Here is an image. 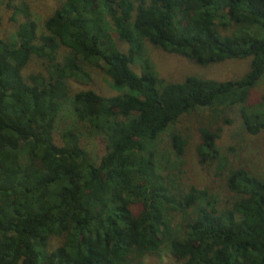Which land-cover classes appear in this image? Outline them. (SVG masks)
Listing matches in <instances>:
<instances>
[{"label": "trees", "instance_id": "1", "mask_svg": "<svg viewBox=\"0 0 264 264\" xmlns=\"http://www.w3.org/2000/svg\"><path fill=\"white\" fill-rule=\"evenodd\" d=\"M5 6L17 26L11 39L0 38V264H139L163 245L181 264H264V179L226 169L218 134L200 129L201 162L215 159L220 173L227 170L232 199L219 207L204 191L179 189L176 166L161 169L155 149L195 110L240 106L245 132L264 131V97L261 112L244 107L264 77V0H64L41 32L25 0ZM144 41L200 66L249 64L236 80L164 82L144 58ZM61 49L68 55L58 56ZM33 58L43 71L26 76ZM90 67L116 94L70 95L68 80H87ZM66 104L104 138L97 163L77 133L66 130L55 142ZM170 144L175 157L183 154L179 135ZM52 237L62 242L49 248Z\"/></svg>", "mask_w": 264, "mask_h": 264}, {"label": "rangeland", "instance_id": "2", "mask_svg": "<svg viewBox=\"0 0 264 264\" xmlns=\"http://www.w3.org/2000/svg\"><path fill=\"white\" fill-rule=\"evenodd\" d=\"M22 0H0V38L11 39L14 36L17 23L9 20L11 10L6 4H18ZM29 6L34 21L37 23L38 32H41L43 22L54 12L64 0H25ZM17 21L21 18L17 17ZM144 46V58L149 61L156 76L164 82H181L188 76H197L216 81L240 79L248 68V60H226L218 64L200 66L194 62L175 54L164 52L158 47L152 46L146 41ZM120 48L126 51L127 43H120ZM67 49H61L58 56H67ZM141 61L133 65L135 72L141 71ZM43 71L42 60L33 58L24 69V75L37 74ZM87 80H68L70 95L83 90H93L96 93L110 97L116 94L109 79L104 73L94 67L89 68ZM264 97V77L251 90L245 104L247 113L261 112L258 108L261 98ZM195 110L182 115L170 128L163 133L156 146L157 160L162 165L173 163L176 166L172 172L175 175V185L182 191L188 192L191 188L204 191L209 197L216 199L219 207L229 205L232 197L226 189L225 176L227 170L220 173L216 160L202 163L198 157L197 149L200 145V129L206 128L218 134L216 146L220 158L226 159V169L245 168L254 176L264 179V131L257 135H249L245 132L240 117V106L228 109ZM229 121V122H227ZM70 130L78 134L79 143L84 148L94 163H97L106 152L104 138L89 131L87 124L79 122L74 116L71 107L66 104L59 114L53 136L59 145L61 134ZM172 134L179 135L185 142L183 154L176 155L170 144ZM174 152V154H173ZM169 161V162H167ZM166 173V171H165ZM137 209V207L135 208ZM191 210H187V214ZM173 226L182 224V215L175 214L170 218ZM62 242L61 237H52L49 248H54ZM139 264H181L171 254L167 246L163 245L156 253H147Z\"/></svg>", "mask_w": 264, "mask_h": 264}]
</instances>
